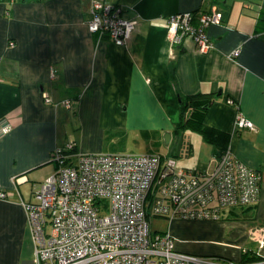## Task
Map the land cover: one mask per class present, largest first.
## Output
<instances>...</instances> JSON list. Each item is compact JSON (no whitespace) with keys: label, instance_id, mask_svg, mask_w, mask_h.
Returning a JSON list of instances; mask_svg holds the SVG:
<instances>
[{"label":"crops","instance_id":"obj_1","mask_svg":"<svg viewBox=\"0 0 264 264\" xmlns=\"http://www.w3.org/2000/svg\"><path fill=\"white\" fill-rule=\"evenodd\" d=\"M101 1L138 17L125 46L89 31L95 0H0V120L13 125L0 138V191L10 194L0 199V264H33L23 202L34 201L35 188L57 170L53 151L71 141L78 152L153 154L160 152L141 141L160 145L170 134L162 155L177 158L175 145L186 138L191 168L210 169L215 146L190 130L177 133L178 95L197 93L216 96L204 124L230 135L235 157L262 173L256 218L165 220L164 232L171 231L179 252L233 259L231 248L236 261L244 249L250 255L256 244L249 230L264 225V3L256 9L246 4L251 0ZM207 6L223 12V22L207 29L214 47L202 53L190 38L170 44L169 17ZM236 49L241 54L232 58ZM237 110L254 130L237 126ZM227 227L228 237L214 231Z\"/></svg>","mask_w":264,"mask_h":264},{"label":"built area","instance_id":"obj_2","mask_svg":"<svg viewBox=\"0 0 264 264\" xmlns=\"http://www.w3.org/2000/svg\"><path fill=\"white\" fill-rule=\"evenodd\" d=\"M90 13L89 31L99 40L109 35L120 46L139 24L122 6L101 0ZM168 21L170 44L183 45L190 38L206 53L214 47L207 29L223 22V12L218 7L187 11ZM240 52L234 50L231 57ZM64 104L72 107L71 100ZM236 122L241 129H255L240 111ZM12 129L11 121L0 120V138ZM52 154L57 170L35 188L34 201L23 202L35 247L33 264H264V225L249 230L256 244L252 258L238 261L179 252L170 230L150 229L156 217L222 221L231 209L259 203L262 173L235 157L231 147L213 156L212 170L182 168L174 156L161 153L78 152L74 141ZM9 195L0 191V199Z\"/></svg>","mask_w":264,"mask_h":264},{"label":"trees","instance_id":"obj_3","mask_svg":"<svg viewBox=\"0 0 264 264\" xmlns=\"http://www.w3.org/2000/svg\"><path fill=\"white\" fill-rule=\"evenodd\" d=\"M224 0H213L212 2H223ZM250 1V0H247ZM215 4V3H214ZM212 7H204L195 10V13H201L204 11L211 10ZM260 12L264 13V5L260 9ZM214 94H204L197 93L194 95H178L179 102L181 103V119L177 133L180 136L187 130L195 133H199L204 137L207 142H211L215 146V156H220L229 146L230 135L225 133H220L213 128H209L204 124L205 118L208 114L209 108L215 102ZM252 255L249 253H244L242 255V260H250Z\"/></svg>","mask_w":264,"mask_h":264},{"label":"rangeland","instance_id":"obj_4","mask_svg":"<svg viewBox=\"0 0 264 264\" xmlns=\"http://www.w3.org/2000/svg\"><path fill=\"white\" fill-rule=\"evenodd\" d=\"M244 2V0H242ZM229 4H234V3H237V5H239L240 3V0H229L228 1ZM262 3H264V0H251L250 3H246L247 5H251L253 8H256L258 9L260 7V5H262ZM193 136H197L196 138H200L201 139V135L200 134H197V133H193ZM168 137H166V135L164 136V139H162L161 141V144H156L154 145L153 144V141L152 142H147L145 140H142L141 143L143 145V147H150L149 149H152V150H155V151H158L162 154L166 153L168 151V146H167V143L169 141V139H167ZM183 139V140H182ZM134 144H137L139 145L140 143L137 141L136 143L134 142ZM173 148V147H172ZM175 152H177V160H178V166L179 167H182V168H191L193 167L192 165L195 163V159H193L194 157L193 156H190L189 157V153L188 151H190V147H189V144H188V140L186 138H181V140L178 142V144L176 143L175 145ZM214 167V165L210 168L212 170V168ZM255 209L253 206L251 207H237L236 209H231L229 211V213H231L230 215H232V217H234V219H244V220H248V219H253L255 220ZM231 217V218H232ZM166 228V222L163 218H154L153 220H150V229L152 231H155V232H163ZM214 231H216L218 233V235L220 234H223L226 233L227 237L229 236V234H231V232L233 231L232 230V227H227L225 231H223V229L221 228H218L216 230V228H214ZM225 235V236H226ZM229 250H231V253L233 254V252L235 251L234 255H233V260H237V254H238V251H236V249H231L229 248Z\"/></svg>","mask_w":264,"mask_h":264},{"label":"water","instance_id":"obj_5","mask_svg":"<svg viewBox=\"0 0 264 264\" xmlns=\"http://www.w3.org/2000/svg\"><path fill=\"white\" fill-rule=\"evenodd\" d=\"M220 94H221V92H220ZM220 94H219V95H220ZM166 137H168L167 139L170 140V134H167Z\"/></svg>","mask_w":264,"mask_h":264}]
</instances>
